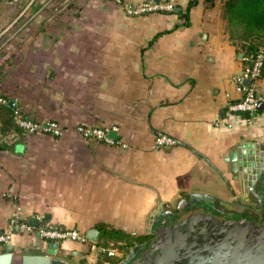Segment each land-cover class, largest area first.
Instances as JSON below:
<instances>
[{"label":"crops","instance_id":"crops-1","mask_svg":"<svg viewBox=\"0 0 264 264\" xmlns=\"http://www.w3.org/2000/svg\"><path fill=\"white\" fill-rule=\"evenodd\" d=\"M175 1L185 8L189 0ZM224 3L199 0L191 24L168 31L186 18L171 11L130 16L115 0L34 4L38 12L26 14L29 25L0 54V92L28 116L59 120L65 132L26 133L0 116V229L20 207L29 219L44 214L86 231L103 223L133 233L149 229L146 215L184 194L227 205L231 186L243 194L227 157L239 143H264V109L251 121L228 111L241 94L233 77L246 50ZM258 93L264 99V74ZM81 122L118 125L129 145L83 138L75 129ZM160 133L178 142L161 145ZM49 242L32 231L10 243L21 251L46 250ZM93 249L66 240L55 258L86 264Z\"/></svg>","mask_w":264,"mask_h":264},{"label":"water","instance_id":"water-1","mask_svg":"<svg viewBox=\"0 0 264 264\" xmlns=\"http://www.w3.org/2000/svg\"><path fill=\"white\" fill-rule=\"evenodd\" d=\"M178 9L176 6L175 10ZM245 83L251 85L252 80L248 78ZM9 104L16 107L15 100ZM258 108L264 109V99L259 101ZM110 135L116 138L118 132L111 130ZM261 145V142L239 143L230 152L227 158L232 161L237 179L252 177L253 167L258 166L257 155L264 152ZM30 222L37 226L39 220L31 217ZM166 227H158L157 238L143 255L141 264H264V224L256 226L246 219H219L194 212L173 227ZM99 233L98 228L87 230V236L94 241ZM48 245L46 250L37 244L35 248L17 251L14 244L7 243L0 249V264H59L55 258L59 242L50 241Z\"/></svg>","mask_w":264,"mask_h":264},{"label":"built area","instance_id":"built-area-1","mask_svg":"<svg viewBox=\"0 0 264 264\" xmlns=\"http://www.w3.org/2000/svg\"><path fill=\"white\" fill-rule=\"evenodd\" d=\"M31 2L10 22L0 28V52L10 42L9 40H14L16 35L26 27L28 18L25 11ZM115 2L130 16L173 11L176 7L175 0H115ZM243 59L245 63L242 69L233 77L237 83V90L241 94L236 99L228 102V111L244 116L248 121H251L259 110V101L263 99V96L258 93V82L264 74V43L258 45L257 49L246 53ZM248 78L252 80L251 85L245 83V80ZM10 100V97L0 92V103L9 104ZM13 116L16 124L26 133H45L57 137L63 135L65 132V126L59 120L48 119L42 121L35 119L32 116H28L17 106L14 108ZM75 129L80 136L86 139H97L110 145H121L123 147L129 145L126 140L110 135L111 130L118 132V125H95L81 122L76 124ZM157 141L159 144L166 146L175 145L178 142L174 136L166 133H160ZM19 208L13 211L8 225L0 229V243H10L15 234L35 231L45 240L57 241L59 243L66 240H74L87 243L91 249L97 247L101 252L111 255L116 254L114 248H109L111 247L110 245L107 246L108 242L114 244V241H108L107 244H105V241H100L99 239L94 241L87 236L86 230L72 226H63L54 221L47 220L44 214L35 215L39 223L37 226H34L28 217L22 216Z\"/></svg>","mask_w":264,"mask_h":264},{"label":"flooded vegetation","instance_id":"flooded-vegetation-1","mask_svg":"<svg viewBox=\"0 0 264 264\" xmlns=\"http://www.w3.org/2000/svg\"><path fill=\"white\" fill-rule=\"evenodd\" d=\"M261 144V147L263 146V148L261 149L262 151H264V143ZM263 153L257 155L258 166L253 167V171H251L250 173L252 177L245 180L237 179L240 182L241 186H243V194L237 196L234 186H231L235 195L234 198L229 201L230 203H228V206L222 205L220 199L214 196L205 194L197 195L193 193L190 194V198L182 200L178 210L170 207L158 209L154 213V217L151 219L152 226L148 229L149 233H154L155 237H153V239L145 249H138L139 247H137L135 249L136 252L132 253V256H130L132 258L129 257L124 259V264H141L143 255L147 252L148 249L151 248V244L157 238L159 226L173 227L175 223L181 222L184 217L194 212L207 213L219 219H246L253 221L256 226L264 224ZM235 175L237 176V173H235ZM254 232L257 233V229H254ZM147 258H149V256ZM58 263L70 264V262L66 259H62Z\"/></svg>","mask_w":264,"mask_h":264},{"label":"trees","instance_id":"trees-1","mask_svg":"<svg viewBox=\"0 0 264 264\" xmlns=\"http://www.w3.org/2000/svg\"><path fill=\"white\" fill-rule=\"evenodd\" d=\"M2 1L4 0H0V2ZM7 1H10L11 3L14 2V0ZM198 2L199 0H189L185 8L180 6L178 10L174 9V12H177L180 17H185L186 19L184 22H177L172 28L164 31L176 29L181 25H190V11L196 4H198ZM21 7H23V5ZM33 7L37 8L38 6L36 4V6L34 5ZM39 7L37 9H39ZM19 13L20 12L15 14V16ZM224 13L228 24H230V26H235L241 31V39L243 40L240 45L241 48L245 49L246 53L257 49L258 44L256 41L264 40V0H225ZM14 17H12L8 22H10ZM5 24L0 21V28ZM161 33L162 32L157 33L154 38H157ZM1 60L2 57L0 55V61ZM13 112L14 107L10 104L0 103V116L4 119L2 121L3 124L6 123L7 125L12 126L16 125ZM98 227L100 230L98 237L99 240L104 239L105 241L109 239H125L127 241V239L131 237V234L123 229L109 228L103 223L98 224ZM95 264H102V261H97Z\"/></svg>","mask_w":264,"mask_h":264},{"label":"rangeland","instance_id":"rangeland-1","mask_svg":"<svg viewBox=\"0 0 264 264\" xmlns=\"http://www.w3.org/2000/svg\"><path fill=\"white\" fill-rule=\"evenodd\" d=\"M25 1L26 0H14V2L11 3L10 1L4 0V1L0 2V21H1V23H4V24L7 23L12 17L15 16V14L22 11L24 7H21L20 4L24 3ZM38 1L39 0L27 1V2H31V4H30L29 8L25 11V14L30 15V14H34L36 11L38 12V9H37L38 7L37 8L33 7L34 4L37 3ZM171 12H174V11H171ZM28 23H30V21ZM28 23H27L26 27L29 25ZM11 40H9V41H11ZM242 42H243V40L241 39V36H240V43H242ZM256 42L258 45H260V44L264 43V40H257ZM7 46H9V44H7ZM4 49H6V45L4 46L3 50H1V52H4ZM1 52H0V54H1ZM200 194L201 193H197V195H200ZM190 196H191L190 193H188L186 195L184 194L182 197H179L176 200H174L172 202V205H170L169 207L178 210L182 200H186V199L190 198ZM222 205H227V204H222ZM232 205H233V203H232ZM153 217H154V214L146 215V217H145L146 223L149 221V218H153ZM146 226H147V224H145L143 226V229L140 231H135L133 233L129 232L131 234V237H129L127 239V241L125 239H122V240L109 239L108 241H114L115 242L114 244H110L107 240H105V242H106L105 244H107V242H108L107 246L110 245L111 247H109V248H114V251L116 254L111 255V254H108L106 252H101L97 247H95L87 255V258L89 260H92L97 256V259H95V262L93 264H95L97 261H102V264H124V259L132 256V253L136 252L135 249L137 247H139L138 249H145L149 245V243L151 242L153 237H155L154 233H149V230L146 228ZM151 226L152 225L150 224V228H151ZM100 241H102V240H100ZM118 241H121V242H118ZM130 258H132V257H130ZM89 260H85V261H87L85 263L86 264L90 263Z\"/></svg>","mask_w":264,"mask_h":264}]
</instances>
